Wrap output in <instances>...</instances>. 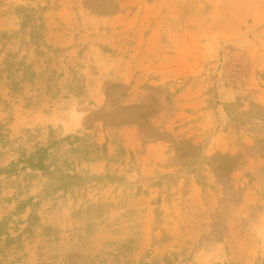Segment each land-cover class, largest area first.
Here are the masks:
<instances>
[{
  "label": "rangeland",
  "instance_id": "rangeland-1",
  "mask_svg": "<svg viewBox=\"0 0 264 264\" xmlns=\"http://www.w3.org/2000/svg\"><path fill=\"white\" fill-rule=\"evenodd\" d=\"M0 264H264V0H0Z\"/></svg>",
  "mask_w": 264,
  "mask_h": 264
},
{
  "label": "trees",
  "instance_id": "trees-1",
  "mask_svg": "<svg viewBox=\"0 0 264 264\" xmlns=\"http://www.w3.org/2000/svg\"><path fill=\"white\" fill-rule=\"evenodd\" d=\"M39 151H40V149H38L37 152H39ZM96 160L98 161L99 159H96ZM29 167L31 169H33V170H40V171L42 170V171H45V166L43 164V159H40L36 163H31L30 162ZM89 168L91 169V172H92V173H90V176H98L99 178H101L100 180L102 181V183L105 181V177L108 175V166H105L104 167V170L101 171V172H99V173H97L96 171H94V169L90 165H89ZM56 173H59V175H57L58 177H55V174ZM45 175H46V177H47V179H48L49 182H52L53 179L54 180H58V179L59 180H63V178H65V177H67V178H73V179H78V180L81 179V174L80 173H75L74 172L72 175H70L68 173H64V171L61 170V169H59V168H56V169H54L53 171H50V172L47 171L45 173ZM106 182L108 183L110 181L109 180L108 181H105L104 184H103L104 186L106 185L105 184ZM103 196L104 195H96L95 197L97 199H94V198L93 199H90L91 200L90 201L91 202L90 205L93 207L95 205H98L100 203H103V201L105 200V198H104L105 196L104 197Z\"/></svg>",
  "mask_w": 264,
  "mask_h": 264
},
{
  "label": "crops",
  "instance_id": "crops-1",
  "mask_svg": "<svg viewBox=\"0 0 264 264\" xmlns=\"http://www.w3.org/2000/svg\"><path fill=\"white\" fill-rule=\"evenodd\" d=\"M104 184V183H103ZM102 184V186H99V188L98 189H96L95 190V192L94 193H99L100 195H101V190L103 189V188H105L107 185H108V183L106 182L105 184V186Z\"/></svg>",
  "mask_w": 264,
  "mask_h": 264
}]
</instances>
